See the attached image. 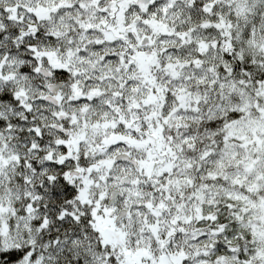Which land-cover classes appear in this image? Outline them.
Instances as JSON below:
<instances>
[{"label":"snow or ice","instance_id":"snow-or-ice-1","mask_svg":"<svg viewBox=\"0 0 264 264\" xmlns=\"http://www.w3.org/2000/svg\"><path fill=\"white\" fill-rule=\"evenodd\" d=\"M0 264H264V0H0Z\"/></svg>","mask_w":264,"mask_h":264}]
</instances>
